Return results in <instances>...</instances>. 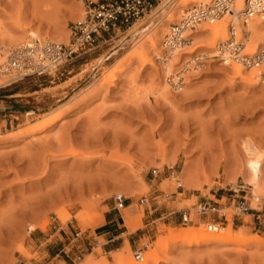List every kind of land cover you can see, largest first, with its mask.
<instances>
[{
	"label": "rangeland",
	"instance_id": "1",
	"mask_svg": "<svg viewBox=\"0 0 264 264\" xmlns=\"http://www.w3.org/2000/svg\"><path fill=\"white\" fill-rule=\"evenodd\" d=\"M101 1L0 0V34L7 42L17 35L29 39L27 34L35 32L38 38L67 44L71 23L83 17L89 2ZM152 15L49 74L0 85V264H47L52 251L59 254L56 260H65L60 264H87L92 258L95 264L103 258L113 264V254L127 247L124 264L131 259L142 263L134 252L140 250L145 258L156 249L154 242L167 227L179 231L209 223L217 229L229 225L260 240L248 245L176 241L148 264H264V193L255 201L246 180L243 152L249 140L264 152L261 73L253 77L257 79L254 85L236 77L231 66L224 67L222 55H208L203 39L191 33L190 44L175 47L169 56L174 72L182 74L180 87L166 85L169 75L164 59L172 51L161 44L177 20L161 31L158 47H143L148 44L145 40L140 41L142 47L134 45L146 28L156 24L154 18L160 21L164 13ZM142 49L152 64L140 61ZM6 50L0 47V54ZM190 62L192 69L187 67ZM251 68H244V76ZM108 75H114L110 83L105 81ZM56 109L65 114L52 126L35 133L25 131L26 124ZM88 131L103 137L85 144ZM60 148L62 152L74 150L90 161L62 158ZM94 173L100 174L103 179L97 181L102 182L96 187L82 185ZM76 175H85L80 177L81 184ZM175 177L183 182L182 188L177 187ZM70 180L83 189L76 190ZM234 183H242L245 192L233 202L229 187ZM117 194L127 198L120 211L113 200ZM210 200L223 208L229 218L226 222L218 220L216 213L195 212L198 202ZM237 206L244 209L238 211ZM188 210L192 222L184 223L181 214ZM106 213L118 219L120 231H130L127 217L139 229L131 247L125 233L118 250L104 251L105 239L94 232L99 234L96 226ZM79 214L89 217V226L77 218Z\"/></svg>",
	"mask_w": 264,
	"mask_h": 264
},
{
	"label": "built area",
	"instance_id": "2",
	"mask_svg": "<svg viewBox=\"0 0 264 264\" xmlns=\"http://www.w3.org/2000/svg\"><path fill=\"white\" fill-rule=\"evenodd\" d=\"M164 1L165 8H172L183 0H104L89 2L81 19L71 23L69 27V41L67 44L57 43L50 39H34L28 44L21 43L0 54V73L10 75L9 83H14L30 75L49 74L60 65L72 58L85 54L97 47L100 43L108 42L118 33L129 29L138 21L154 12ZM229 15L227 27V40L222 47H234L233 54L240 55L249 41V32L240 29L239 23L245 25L248 19L258 18L264 23V0H198L188 4L182 9L179 19L171 24L170 33L166 34L162 47L171 51L176 46L189 45L192 40L191 33L196 31L200 24L211 22ZM258 57L264 58V44H261ZM242 57V56H241ZM245 57V56H244ZM243 63V61H242ZM247 67H251L247 64ZM264 81V73H261ZM157 174V171H154ZM177 187L182 188L180 180ZM230 196L234 198L245 192L242 183H234L229 187ZM222 199V198H221ZM115 209L120 211L126 206L127 198L117 194L113 198ZM145 200H143L144 202ZM238 211L244 208L235 207ZM198 214L216 213L217 219L227 221L223 208H217L216 203L200 201L195 206ZM184 223L192 222L190 211L181 214ZM215 227V224H208ZM78 235V234H77ZM134 258L142 261V252L136 250Z\"/></svg>",
	"mask_w": 264,
	"mask_h": 264
},
{
	"label": "bare ground",
	"instance_id": "3",
	"mask_svg": "<svg viewBox=\"0 0 264 264\" xmlns=\"http://www.w3.org/2000/svg\"><path fill=\"white\" fill-rule=\"evenodd\" d=\"M195 1H198V0H183V1H181L180 3H178L176 6H174L172 8H165V7H163L164 6V1H163L157 7V9L154 12H152L153 15H155V14L163 11V13H164L163 19H161L159 21V19L154 18V21L156 22V24H153L151 26L149 25L150 27L146 28L145 32L139 37V39H137L135 41L134 45L135 44H140L139 47H142V44L140 43V41L145 40V41L148 42V44L146 43V45L143 46V47H152V48L158 47L159 44L161 43V37H160L161 36V34H160L161 31L164 30V29H168V28H166V26H168V23L171 22V21L178 20L179 17H180V15H181V13H182V9L184 7H186L188 4H190L192 2H195ZM241 1L242 0H238V5L241 4ZM152 13L150 15H152ZM228 19L230 20V17H229L228 14H226L221 19H216V20H213L211 22H204V23L200 24L199 27H198V29L196 31L192 32V33H197V37L203 39V41L205 42V44H202V46H205L206 48L208 47V50L209 51L208 52L206 51L208 55H213V56H214V54L222 55V60H223L224 67L225 66L226 67L227 66H231V69L233 70L232 72H234V75L236 77H241L242 79L247 80L251 84L254 85V84L257 83V81H256L257 79L255 80L253 77L255 76V77L258 78V76H259L260 73H264V58H260L257 55L258 52H259V49L262 48L261 47V44H264V23H262V21L259 20L256 17L251 18V19H248L247 20V23L245 25H242L241 23H239L240 29L249 32V41L246 44V47L248 48V50L245 51V52H243L240 55H234L233 54V51H232L234 47H222V45H221L222 42H224L225 40H227V37H228V34H227V30H228L227 27H228V22H229ZM158 21L160 22V24H159ZM22 28H23V26H22ZM5 33H8V32H5ZM34 33L35 32H29V34H27V37L28 36H31V38H29V39L28 38L27 39H24L23 35L20 36V37H18V35H17V38H13V39L11 38V39H9V41H7L8 43L6 42V40H8V39H6L5 37H3V34L1 33L2 36L0 34V37H1L2 42L0 41L1 42L0 43V47H3V48L5 47L7 49L8 48L11 49V46L14 47V44H16V42H18L19 40H22V41L24 40L23 43L24 44H28V43L32 42L34 39H46V38H38V37H36L38 35L36 34V36H35ZM168 33H170V31ZM168 33H166V34H168ZM7 35H5V36H7ZM32 35H34L35 37H32ZM63 37H64V35H63ZM58 39H60V38L58 37ZM64 39H65V37H64ZM52 41L57 42V43H60L57 40L56 41L55 40H52ZM62 41H64V40H62ZM163 41H164V38L162 40V44L161 45H164L163 44ZM5 42L7 43L6 45H4ZM142 43H143V41H142ZM176 47H182V46H179L178 45ZM174 49H175V47H174ZM173 52L174 51L170 52L167 55V57H166L167 59H164L166 61L164 63V65H163V66H165V70L164 71L166 72L165 74H168L169 75L168 76L169 81L168 82L165 81V83H166V85H171L172 84L174 86V88H179L180 87V77H181L182 74H178L177 72H174V70L172 69L171 59L169 58V56L171 57L173 55ZM141 53L143 54V56H142V58H140V61L143 62V63L146 62V63L152 64L151 60L148 59V57H146L147 55L144 56L146 52L143 49L141 50ZM2 54L5 55L6 54V51H4ZM157 55H158V53H157ZM237 58H239L238 60L241 61V62H238ZM172 59H174V58H172ZM242 61H243V63H242ZM192 62L194 63V61H192ZM190 63H189L190 66L188 65L187 67H189L190 69H192L193 66L191 67V65L193 63H191V64ZM235 63H237V64H235ZM247 64H250L252 66V68L250 69L251 72H249V74H247L248 76H244V68L247 67ZM195 67H197V66L195 65ZM228 69H229V67H228ZM0 72H2V71L0 70ZM9 76L10 75L7 74V73H0V85H3L5 83L9 84V81H10V77ZM7 77H9V78L7 80H4ZM113 78H114V75H108V76H106L105 77L106 83L107 82L110 83V81L114 80ZM135 93H136V96H137V94L139 93V91L138 92H135ZM73 107L74 106L70 107L67 110L70 111ZM68 111H66V112H68ZM64 114H65L64 111H60V110L56 109L53 112H51L50 114H48L47 116L42 117L40 120L33 121V122H30V123L26 124V127H24L25 128V131L26 132H29V133H35V132L43 131L44 129H47L48 127L52 126ZM106 135H108V134H106ZM101 136L103 137V135H101V133H99V132L88 131L87 132V138H88V140L87 139L86 140L84 139L85 141H83V143L86 142L85 144H88L87 142H92L91 140H95V139L101 138ZM113 137H111V138L113 139ZM117 137H119V136H117ZM59 140L60 139H58V141L57 140L56 141L59 142ZM116 140L117 139H115L114 143L115 142H118ZM118 140H120V139H118ZM98 141H100V140H98ZM110 141L113 142V140H110ZM100 142H102V141H100ZM242 145H243V143H242ZM255 145L256 144H253V142H251L250 140L248 142L247 141L244 142V151L243 152H245L244 155L245 154L247 155V158H246L247 161L245 160L246 161L245 163H247V164L246 165L244 164V166H246V173H245V175H246L247 184L249 186H252L254 199H255V201H258L259 200V197L261 196V194L264 193V192H262V191H264V172H262V170H264V169L261 170V165H262V163H264V154H262L264 152H262L261 150H259ZM115 146H117V145H115ZM210 146H211V144H210ZM54 151L56 153L58 152L56 150H54ZM62 151H63L62 148H60L59 149V153H61V154H59V156H61L62 158L63 157H74V158L77 159L78 157H81V160L84 163L90 161V160H88L89 157H88V159L85 157L86 159L84 158V160H87V161H84L83 158H82V156H85V155L82 154V156H81V154H79L78 152H76L74 150H68L66 152H62ZM86 154L89 155L91 153L88 152ZM92 156H94V155H92ZM92 156H90V158ZM244 157H246V156H244ZM57 158H60V157H57ZM116 159H117V157H116ZM29 162H31V161H29ZM39 162H41V161H39ZM32 166H34V165H32ZM40 166L42 167V163L40 164ZM37 167H38V165H37ZM37 167H35V168L38 169L39 167L38 168ZM83 167H84V165H83ZM36 169H33V167H32V171L33 170H36ZM85 169H83V170H85ZM42 170H44V169H42ZM30 171H31V169H30ZM97 173H99V172H97ZM93 175L91 176L92 177L91 178L92 180H89L90 178H88V176H87L88 179L86 180V177H85L84 178L85 179L84 182L83 181H80V180H82L80 177L83 178V176H85V175H83V176L76 175V176H79V179L75 178V176H73L72 178H74L75 180L77 179V182H79L80 184L83 182L82 185L86 184L87 187L89 186L88 184H91V186L92 185H95V187H96L97 186L96 184H100V182H102L101 180L103 178L98 177V175H100V174H97V176L94 175L95 177ZM106 175H104V176H106ZM63 177L62 178L64 180L62 178H60V181L63 180L66 183V180L65 179L67 177L66 176H63ZM106 177H110V175H107ZM97 178H100L101 180L98 182L97 181ZM136 178H138V177H136ZM178 178H180V177L178 176ZM178 178L175 177L174 179L176 180ZM70 182H71V180L69 181V184H70ZM73 182H71L72 185H73L72 187H74L75 184L76 185L79 184L77 182H75L73 184ZM61 183H57V184L58 185L59 184L61 185ZM180 183L182 184V186H184L183 185V182L181 180H180ZM67 184L68 183L65 184L66 185L65 187L68 189L70 185L67 187ZM82 185L80 187H79V185H77L78 187L76 186V190L78 188H82L83 189L84 186H82ZM63 186H64V184H63ZM91 186H89V187H91ZM54 187H56V186H54ZM55 189H57V188H55ZM62 189L63 190H67L64 187ZM93 189H95V188H93ZM72 190L73 189H71L70 193L72 192ZM66 192L68 193V191H65V193ZM61 193H63V192H61ZM134 194H136V193H132L131 196H133ZM262 195H264V194H262ZM54 196H56V195H54ZM59 198H61V197H59ZM254 205H252V207H255ZM128 208H126V210ZM77 218L80 219L81 221H83V225L84 226H89V217H86L85 219H83L82 218V215L79 214V216L77 215ZM226 219L227 220L229 219L228 216L226 217ZM125 225H126V227L130 231H134L135 230V228L131 224V219L129 217L126 218ZM201 227L204 228L206 226H204V227L201 226ZM202 228L190 227V228H187V229H183V230L177 231V230H175V229H173L171 227H167L165 229L166 231L164 232L165 234L163 235V237L159 238L157 241L155 240L154 244H155L156 249L151 250L150 252H147V254L145 255V258L144 257L142 258V260H143V262L141 261L142 263L136 262L133 259H131V260H129L127 262V264H148L151 260L157 259V256H158L159 251H165L166 249H168V247H170L169 246L170 243L176 242V241L183 242L186 245H190L192 243H200V242H209V243H214V244L235 243V244H239V245H248V244H251V243H254V242L260 240V237L257 236V235H254V236H244L241 229L232 230L229 225L227 227H225V228L217 229L216 227H212V226H210V225L207 224V227L206 228H204V229H202ZM128 251H129V248L127 247L124 250L115 252V254H113V256H112L113 257V264H122V263L124 264L125 255H126L125 253H127ZM92 261H93V258H92ZM92 261L89 260L87 262V264H95V261H93V262ZM96 264H112V263L108 262L106 259L103 258V260L101 262H98Z\"/></svg>",
	"mask_w": 264,
	"mask_h": 264
},
{
	"label": "crops",
	"instance_id": "4",
	"mask_svg": "<svg viewBox=\"0 0 264 264\" xmlns=\"http://www.w3.org/2000/svg\"><path fill=\"white\" fill-rule=\"evenodd\" d=\"M100 46V44H99ZM10 95H7L6 97H8ZM222 197V196H220ZM93 224V223H92ZM122 225H120L118 219L111 213H106L103 217V221L100 222L97 226H96V230L100 231L99 234H97V232L95 233L96 237H103L105 239L104 244L102 245L104 247V251H108V252H112V251H116L120 248L119 246V242L122 238L123 234H127V243L128 245L131 247V239L135 236L138 235V233L140 232L139 229L135 230L134 232H125L123 230H119V228H121ZM144 235V234H142ZM120 244H124V241H121ZM51 261H49L47 264L53 262L54 260L57 259L58 257V253H55L54 251H52L51 253ZM61 262L65 263V260H56V264H60Z\"/></svg>",
	"mask_w": 264,
	"mask_h": 264
}]
</instances>
